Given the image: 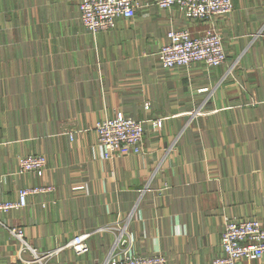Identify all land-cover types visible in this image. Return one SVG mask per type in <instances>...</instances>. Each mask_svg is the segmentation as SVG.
Instances as JSON below:
<instances>
[{"label":"crops","instance_id":"crops-1","mask_svg":"<svg viewBox=\"0 0 264 264\" xmlns=\"http://www.w3.org/2000/svg\"><path fill=\"white\" fill-rule=\"evenodd\" d=\"M136 1L135 16L93 33L78 0H0V202L53 187L0 210V264H111L124 227L137 254L210 264L227 217L264 224V0L211 21ZM171 28L218 30L226 62L163 67ZM116 114L145 120L140 153L105 157L95 125ZM31 153L46 156L42 174L17 173ZM82 232L90 248L77 253Z\"/></svg>","mask_w":264,"mask_h":264},{"label":"built area","instance_id":"built-area-1","mask_svg":"<svg viewBox=\"0 0 264 264\" xmlns=\"http://www.w3.org/2000/svg\"><path fill=\"white\" fill-rule=\"evenodd\" d=\"M235 0H153L159 7L177 6L188 19L217 20L234 7ZM139 3L136 0H78L83 24L93 33L116 26L120 17L136 15ZM159 60L163 67H187L194 63H204L216 67L226 62L227 54L223 35L218 31H206L192 35L187 28H171L167 40L160 47ZM163 117L151 120L154 127L161 126ZM95 129L98 142L104 149L105 157L126 150L140 153L143 150L145 120L134 116L116 114L97 121ZM47 166L43 154H26L20 158L17 173L36 171L42 174ZM50 185L25 187L19 192L17 201L0 202V210L20 209L27 204L28 195L51 190ZM13 233L21 240V245L31 248L39 257L36 249L24 239L23 230L13 227ZM90 232H82L68 243L77 253H85L90 246ZM224 254L216 257L210 264H238L241 259H264V224L256 217L225 219L221 232ZM111 264H170L161 254L141 255L134 250V239L126 227L120 230L114 243Z\"/></svg>","mask_w":264,"mask_h":264},{"label":"rangeland","instance_id":"rangeland-1","mask_svg":"<svg viewBox=\"0 0 264 264\" xmlns=\"http://www.w3.org/2000/svg\"><path fill=\"white\" fill-rule=\"evenodd\" d=\"M158 119V118H156ZM154 120V119H153ZM254 217V216H253ZM229 218H244V217H240V216H231V217H227L226 219H229ZM245 218H250V217H245ZM241 261V260H240Z\"/></svg>","mask_w":264,"mask_h":264}]
</instances>
